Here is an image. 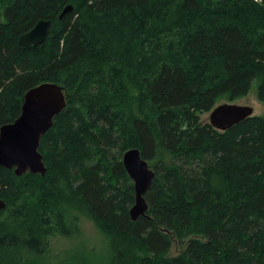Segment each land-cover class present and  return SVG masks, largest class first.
Segmentation results:
<instances>
[{
	"label": "trees",
	"instance_id": "obj_1",
	"mask_svg": "<svg viewBox=\"0 0 264 264\" xmlns=\"http://www.w3.org/2000/svg\"><path fill=\"white\" fill-rule=\"evenodd\" d=\"M40 19L45 41L21 46ZM44 82L67 104L40 140L46 175L0 171V264H36L81 216L109 238L106 264H264V115L201 118L254 83L264 102V0H0V127ZM132 148L169 155L137 220Z\"/></svg>",
	"mask_w": 264,
	"mask_h": 264
},
{
	"label": "water",
	"instance_id": "obj_2",
	"mask_svg": "<svg viewBox=\"0 0 264 264\" xmlns=\"http://www.w3.org/2000/svg\"><path fill=\"white\" fill-rule=\"evenodd\" d=\"M72 9L73 5H67L60 17ZM50 25V20L40 19L20 36V45L27 47L42 44ZM66 104V90L55 82L41 83L25 93L21 114L13 122L0 127V171L2 168H14L20 176L28 171L46 175L47 168L39 151L40 140ZM253 115L254 107L250 105L224 103L216 105L210 111L209 122L215 129L226 131ZM123 162L134 182L135 204L130 209V214L133 220H137L146 215L149 209L145 195L152 185L155 173L138 148L127 150ZM5 207L6 202L0 199V212Z\"/></svg>",
	"mask_w": 264,
	"mask_h": 264
},
{
	"label": "rangeland",
	"instance_id": "obj_3",
	"mask_svg": "<svg viewBox=\"0 0 264 264\" xmlns=\"http://www.w3.org/2000/svg\"><path fill=\"white\" fill-rule=\"evenodd\" d=\"M257 83L252 85L249 93L242 98L230 100L227 95H223L216 105L224 103H236L239 105H250L254 107V115H264V102L257 96ZM205 122L210 121V112L201 115ZM169 159V155L159 148L158 156L149 164H153L159 159ZM79 232L71 236H55L51 239L48 251L43 256L35 255L36 264H72L80 261H91L98 264H106L112 254L109 238H107L88 218L81 216L79 220ZM182 246L174 238L173 245L168 252V256L177 255Z\"/></svg>",
	"mask_w": 264,
	"mask_h": 264
}]
</instances>
